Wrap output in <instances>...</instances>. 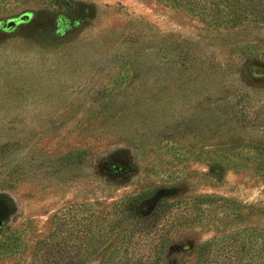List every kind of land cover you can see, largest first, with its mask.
<instances>
[{
	"label": "rangeland",
	"instance_id": "1",
	"mask_svg": "<svg viewBox=\"0 0 264 264\" xmlns=\"http://www.w3.org/2000/svg\"><path fill=\"white\" fill-rule=\"evenodd\" d=\"M189 1L0 0V264H152L117 209L157 189L207 217L159 264H264V20Z\"/></svg>",
	"mask_w": 264,
	"mask_h": 264
},
{
	"label": "trees",
	"instance_id": "2",
	"mask_svg": "<svg viewBox=\"0 0 264 264\" xmlns=\"http://www.w3.org/2000/svg\"><path fill=\"white\" fill-rule=\"evenodd\" d=\"M184 1L187 3L190 2L189 0ZM195 1L197 2V0ZM233 1H238L236 3H240V6L246 4L247 7L252 9L251 15L264 20V13L260 10L264 7V2H262V0ZM219 10L220 9L212 15V17L217 21L224 19V13ZM146 205L149 206V209L145 211L144 207ZM207 209L208 211H212V207L209 205ZM117 210L120 212L121 216L118 226L121 228L127 227L128 229L130 224H132L131 222H135L132 227V235H136L135 238L140 239L141 241H151L155 243L152 247H150V251H152V255L154 253L158 257L154 262H151L152 264H159L161 262L159 257H161L164 253L166 254L168 251L167 246L165 247L167 239L163 235H165L164 233H168L165 232V229H167L166 225L170 218L175 217V219L178 218V220L180 218L179 221L185 220L186 224L195 221L200 223L203 219L207 218L203 217L204 215H194L192 212L194 209L193 206H190V203L187 202L185 206H181L180 204L172 201L169 196L163 194L161 189L142 192L136 196L123 200ZM5 222L6 213L0 212V223H2V226ZM240 237V233H230L225 234L222 237H213L209 241L201 244L196 251L195 264H215V261L219 258V254L225 255V257L231 255V253L232 255H235V249H237V245L241 242L239 240ZM261 238L263 241V234L260 231H253L249 235L248 242L255 247L258 245L256 247L257 252L255 256H260L264 251V243L260 242ZM157 240L158 242H156ZM71 263L72 262H70V264Z\"/></svg>",
	"mask_w": 264,
	"mask_h": 264
}]
</instances>
